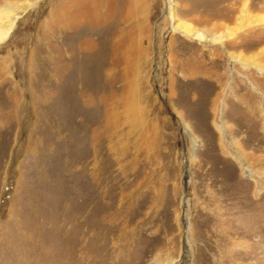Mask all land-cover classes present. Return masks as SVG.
<instances>
[{"label":"rangeland","instance_id":"374dc122","mask_svg":"<svg viewBox=\"0 0 264 264\" xmlns=\"http://www.w3.org/2000/svg\"><path fill=\"white\" fill-rule=\"evenodd\" d=\"M15 13L0 264H264V0H0V27Z\"/></svg>","mask_w":264,"mask_h":264},{"label":"bare ground","instance_id":"6f19581e","mask_svg":"<svg viewBox=\"0 0 264 264\" xmlns=\"http://www.w3.org/2000/svg\"><path fill=\"white\" fill-rule=\"evenodd\" d=\"M16 17H17V15H16V13H15V15H12L11 16V20H10V25H9V27L8 28H6V29H3V28H1L0 27V38H3L5 35H7L9 32H10V29L12 28V26H13V23H14V21H15V19H16ZM185 29L187 30V28H184L183 30H184V32H185ZM11 33V32H10ZM189 33V32H188ZM193 35H195L196 36V38H198V39H206V38H210V35L209 34H204V33H202V32H197V33H193ZM212 38V37H211ZM212 39H214V38H212ZM251 80V79H250ZM251 82L252 83H254L255 81H253V79L251 80ZM256 85V84H255ZM261 93L264 95V93H263V91L261 90Z\"/></svg>","mask_w":264,"mask_h":264}]
</instances>
